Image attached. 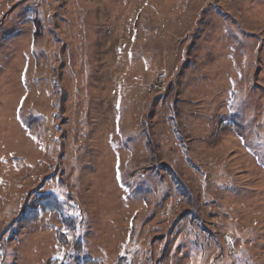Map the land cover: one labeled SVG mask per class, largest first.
Wrapping results in <instances>:
<instances>
[{"label": "rangeland", "instance_id": "rangeland-1", "mask_svg": "<svg viewBox=\"0 0 264 264\" xmlns=\"http://www.w3.org/2000/svg\"><path fill=\"white\" fill-rule=\"evenodd\" d=\"M51 260L264 264V0H0V264Z\"/></svg>", "mask_w": 264, "mask_h": 264}, {"label": "trees", "instance_id": "trees-1", "mask_svg": "<svg viewBox=\"0 0 264 264\" xmlns=\"http://www.w3.org/2000/svg\"><path fill=\"white\" fill-rule=\"evenodd\" d=\"M39 24L37 23V27ZM38 29V28H37ZM39 35L38 30L35 32V37ZM10 38V37H9ZM60 208L59 202L53 197H44L39 199L37 203V209L29 210L25 215H23L18 222L23 226H30L31 224L35 223L39 219V213H56ZM231 238L232 244L234 242V237L229 234ZM225 240V238H224ZM226 244V240H225ZM227 246V245H226ZM228 248V247H227ZM48 264H59L56 260H51ZM78 264H100L98 260H84Z\"/></svg>", "mask_w": 264, "mask_h": 264}, {"label": "water", "instance_id": "water-1", "mask_svg": "<svg viewBox=\"0 0 264 264\" xmlns=\"http://www.w3.org/2000/svg\"><path fill=\"white\" fill-rule=\"evenodd\" d=\"M225 240H226V245L228 247L229 253H231L232 251V241L231 238L229 236H225Z\"/></svg>", "mask_w": 264, "mask_h": 264}, {"label": "built area", "instance_id": "built-area-1", "mask_svg": "<svg viewBox=\"0 0 264 264\" xmlns=\"http://www.w3.org/2000/svg\"><path fill=\"white\" fill-rule=\"evenodd\" d=\"M156 85V84H155ZM155 85H154V87H155ZM160 85H161V82L160 81H158V86L160 87Z\"/></svg>", "mask_w": 264, "mask_h": 264}]
</instances>
